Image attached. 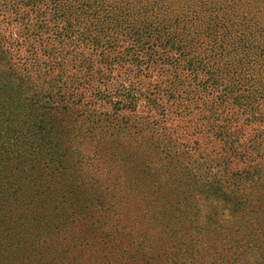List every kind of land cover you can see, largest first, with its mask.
I'll return each instance as SVG.
<instances>
[{
	"label": "rangeland",
	"instance_id": "374dc122",
	"mask_svg": "<svg viewBox=\"0 0 264 264\" xmlns=\"http://www.w3.org/2000/svg\"><path fill=\"white\" fill-rule=\"evenodd\" d=\"M0 213L19 264H264V0H0Z\"/></svg>",
	"mask_w": 264,
	"mask_h": 264
},
{
	"label": "trees",
	"instance_id": "16d2710c",
	"mask_svg": "<svg viewBox=\"0 0 264 264\" xmlns=\"http://www.w3.org/2000/svg\"><path fill=\"white\" fill-rule=\"evenodd\" d=\"M2 191H5L2 188ZM14 227L0 213V264H19L28 252L29 246L23 245L22 240L14 234Z\"/></svg>",
	"mask_w": 264,
	"mask_h": 264
}]
</instances>
